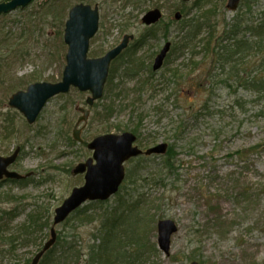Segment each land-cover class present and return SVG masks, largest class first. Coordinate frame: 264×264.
<instances>
[{
    "label": "rangeland",
    "instance_id": "rangeland-1",
    "mask_svg": "<svg viewBox=\"0 0 264 264\" xmlns=\"http://www.w3.org/2000/svg\"><path fill=\"white\" fill-rule=\"evenodd\" d=\"M80 2L100 9L91 58L109 52L124 35L135 37L113 64V80L103 100L90 109L88 123L81 124L83 144L72 135L81 115L77 109L87 108L89 94L73 90L52 99L34 125L9 107L18 91L62 81L66 23L69 11ZM226 4L227 0L200 4L32 0L25 10L0 17V153L9 156L19 148L12 170L31 174L23 183L0 185V264H31L52 229L57 239L67 236L68 247L81 253L79 262L70 264H86L88 247L100 243L106 234L103 225L116 220L109 210L125 206L118 204L120 200L131 208L137 203L133 221L129 220L142 236L135 264H264V90L260 88L264 46L251 51L243 44L242 56L222 58L230 47L226 34L232 33L226 32L227 26L244 13L243 6L232 13ZM156 8L162 10L163 19L151 31L142 19ZM176 12L183 14L182 22L174 20ZM263 15L260 0L256 17L246 18L255 21ZM192 19H197V26L187 28ZM167 43L173 49L165 71L152 76L147 71L152 53ZM176 67L182 72L177 85L171 74ZM112 102L115 110L107 114L105 105ZM141 118L138 144L146 151L165 143L166 154L128 163L118 195L107 202L87 203L55 226L56 209L84 184V176L73 171L92 157L86 145L102 135L131 133ZM171 148L177 151L173 169L167 166ZM163 220L178 228L169 254L158 243V224ZM121 244L119 239L117 246ZM56 248L54 252L59 251L58 244ZM122 249L128 247L124 244Z\"/></svg>",
    "mask_w": 264,
    "mask_h": 264
},
{
    "label": "water",
    "instance_id": "water-1",
    "mask_svg": "<svg viewBox=\"0 0 264 264\" xmlns=\"http://www.w3.org/2000/svg\"><path fill=\"white\" fill-rule=\"evenodd\" d=\"M32 0H12L0 4V16L9 14L18 8H25ZM189 2L190 0H181ZM241 0H228L227 8L236 11ZM162 17L160 10H152L143 17V24L151 26L157 24ZM99 8L94 9L88 5H77L71 9L69 19L66 24L64 41L68 46L66 56L67 65L64 70L63 80L58 84L38 83L31 85L26 92H19L12 96L9 105L11 108L19 110L26 117L30 125L34 124L47 102L60 94L68 93L72 87L81 92H90L91 97L87 103L90 106L103 97L104 87L109 75V68L122 51L128 46L133 36H126L123 42L114 50L108 52L104 57L89 59L90 41L95 37L99 30ZM177 20L180 14L177 13ZM170 44H166L164 50L156 60L155 69H158L164 58L169 52ZM83 117L79 119L73 132L76 141L82 142L81 130L78 126L88 122L90 112L86 109H79ZM136 137L131 133L123 135H107L95 139L88 147L95 151L94 160L86 164H80L73 171L75 175L86 174L85 184L81 188H75L71 196L64 201L63 205L56 210L54 224L63 223L74 211L87 201H107L115 195L125 178L123 164L132 157L141 153L138 148H133ZM167 145H159L149 149L146 155L164 154ZM20 149L12 157L0 156V180L7 179L21 180L26 177L15 172H9L11 166L19 153ZM159 247L169 254L172 235L177 232V226L173 221L163 220L158 224ZM57 241L55 229L51 230V239L46 243L44 249L34 258L32 264H39L43 255ZM198 264V263H192Z\"/></svg>",
    "mask_w": 264,
    "mask_h": 264
},
{
    "label": "trees",
    "instance_id": "trees-1",
    "mask_svg": "<svg viewBox=\"0 0 264 264\" xmlns=\"http://www.w3.org/2000/svg\"><path fill=\"white\" fill-rule=\"evenodd\" d=\"M254 3L250 2V0H245L243 3V6H245V10L243 14H240L236 18V23H232L230 25L231 29L230 31L234 33V35L230 38V35L227 36V40L230 42L229 49H226L222 52L223 59L225 60H233L234 57L242 56L243 53V44H245V47H249V49L252 51L254 47H260L264 46V17L259 18L256 21L249 20V16H253L257 14V11L254 9L255 7L258 10V2L260 0H257L256 5L255 1ZM50 8L54 9V6H50ZM249 17L247 19L246 17ZM264 16V15H263ZM235 22V21H234ZM246 22V23H243ZM191 23L188 25L187 28H195L197 26V19H192L189 21ZM193 23V24H192ZM245 25V30H240L241 26ZM154 28H151V31H153ZM189 31V30H188ZM191 32V31H190ZM188 32V34L190 33ZM152 33L150 32L147 36L144 37L143 40H147L148 36H150ZM184 37L186 39L188 37ZM144 42V41H143ZM147 42V41H146ZM189 42V41H188ZM187 42V45H188ZM232 46H234L237 50L233 51L231 50ZM214 54L217 55V52L212 49ZM262 50L264 51V47H262ZM219 54V53H218ZM181 70L179 68H174V70L171 72L172 74V80L174 81L175 85L179 84V77L181 75ZM260 81V80H259ZM253 83H259V82H253ZM252 84V83H251ZM260 88L264 90V83L260 85ZM124 92V91H123ZM115 110V105L112 102V104H108L105 106V112L107 114L113 113ZM141 118V122H142ZM138 122V125L135 126L134 132H138L139 128L141 127L142 123ZM179 127L178 126L175 129V133L173 134L175 138H179ZM168 156L170 157L167 159V166L170 169H173L175 159L177 156V151L175 148H171L169 151ZM124 202L125 206H120L116 209L109 210L112 216L116 219L113 220L110 223H106L104 228L106 229V234L101 235V242L96 244L95 242L88 247L87 252V262L86 264H135L138 262L141 252H142V245L141 240L142 236H139L137 234L138 228H133L130 221H133L131 219V213L137 211V203L135 204V207L128 204V201L126 202L123 200H120L118 204H122ZM124 208V209H123ZM123 209V210H122ZM118 216H117V215ZM79 215V213L77 214ZM135 223L138 224V215L135 214ZM130 220V221H129ZM121 240L123 244L121 246L118 245V240ZM124 239H128L130 241H126ZM11 244H14L13 238L10 239ZM113 241L114 246H113ZM130 242V243H127ZM57 244L59 246V251L54 252L56 250L57 245L55 248L47 252V254L43 257L40 264H70L73 260L75 262H79V259L81 257V253L79 251H76L74 249V246L68 247L69 241L68 237L65 236L60 237L57 241ZM126 245L128 247V250L122 249V245ZM58 253L60 255L58 256Z\"/></svg>",
    "mask_w": 264,
    "mask_h": 264
},
{
    "label": "flooded vegetation",
    "instance_id": "flooded-vegetation-1",
    "mask_svg": "<svg viewBox=\"0 0 264 264\" xmlns=\"http://www.w3.org/2000/svg\"><path fill=\"white\" fill-rule=\"evenodd\" d=\"M161 13H162V17H161L160 21L158 22V24H156L155 26H158V25L161 23L162 19H163V12H162V10H161ZM179 14H180V19H178V20L182 22V21L184 20V16H183V14H181V13H179ZM175 17H176V16H175ZM152 27H153V26H152ZM131 42H133V40H132V41L130 40L129 45H130ZM128 48H129V46H128ZM128 48H127V50H128ZM164 48H165V44H164V46L162 47V49H161L160 51L155 50V51L152 53V54H153V57H152V59L150 60V64H149V67L147 68V71H149V73H150L151 75H153V76H155L157 73L161 72L162 70L165 71V61L167 60L168 57L164 58V60L162 61L161 65L159 66L158 69H155V66H156V60H157L159 54L162 53V51L164 50ZM172 49H173V47H172V44L170 43L169 53L171 52ZM214 50H215V49H214ZM215 51H217V49H216ZM163 75H164L163 77H165V74H163ZM136 146L140 147V145L138 144V142H136ZM86 147H87V146H86ZM140 148H142V147H140ZM14 165H15V164H14ZM14 165H13V166H14ZM13 166L10 167V170H12V167H13Z\"/></svg>",
    "mask_w": 264,
    "mask_h": 264
},
{
    "label": "bare ground",
    "instance_id": "bare-ground-1",
    "mask_svg": "<svg viewBox=\"0 0 264 264\" xmlns=\"http://www.w3.org/2000/svg\"><path fill=\"white\" fill-rule=\"evenodd\" d=\"M116 48H117V47H114V48H112L110 51H112V50H114V49H116ZM110 51H109V52H110Z\"/></svg>",
    "mask_w": 264,
    "mask_h": 264
}]
</instances>
